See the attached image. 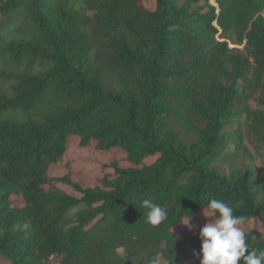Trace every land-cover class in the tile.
<instances>
[{
  "label": "trees",
  "instance_id": "1",
  "mask_svg": "<svg viewBox=\"0 0 264 264\" xmlns=\"http://www.w3.org/2000/svg\"><path fill=\"white\" fill-rule=\"evenodd\" d=\"M211 1L0 0V264H183L201 242L177 229L213 198L264 248L263 179L215 166L239 104L262 126L264 0ZM75 144L113 155L94 185L54 173Z\"/></svg>",
  "mask_w": 264,
  "mask_h": 264
},
{
  "label": "rangeland",
  "instance_id": "2",
  "mask_svg": "<svg viewBox=\"0 0 264 264\" xmlns=\"http://www.w3.org/2000/svg\"><path fill=\"white\" fill-rule=\"evenodd\" d=\"M78 1V4L81 0ZM211 4L217 7L215 0L211 1ZM264 16V13L262 14ZM217 38L222 41L218 35ZM234 40L229 41L230 49H238L243 51L245 45L238 46L234 44ZM0 80V91L7 87ZM264 86L255 90L252 97L247 100V105L252 111L261 112L263 116L262 126L258 128L251 118L244 112L245 105H240V110L242 111V117L239 124L232 125L227 128V132H233L237 129L240 130L243 136V146L242 149L230 153L229 155H224L223 158L218 161L215 166L216 168L225 175H229L233 170H240L243 173L258 176L264 181ZM190 138L186 136L185 140ZM94 153L93 149L82 150L77 144L69 150L65 156V163L60 165L61 167L55 168V174L63 177L69 174V169L66 163H70L72 169V176L79 182H88L89 184H96L99 179L103 177L106 173L103 165L106 162L112 160L113 155H98L92 156ZM116 156H121L122 153H115ZM207 215V211H205ZM211 218L204 215V211L201 212L197 219L190 220L188 225H184L177 229L179 233L183 231H194L199 235L200 229L209 222ZM187 224V221L185 222ZM247 228H251L250 225L243 228L245 231ZM259 232L264 237V222L260 223ZM200 247H195L193 245H187L185 252L180 254V260L183 264H199V258L196 257L195 253L200 251ZM199 249V250H198ZM123 251L121 250L120 253ZM63 256L56 255L52 257L49 264H63ZM157 264H168L164 258L161 256L158 258Z\"/></svg>",
  "mask_w": 264,
  "mask_h": 264
},
{
  "label": "clouds",
  "instance_id": "3",
  "mask_svg": "<svg viewBox=\"0 0 264 264\" xmlns=\"http://www.w3.org/2000/svg\"><path fill=\"white\" fill-rule=\"evenodd\" d=\"M141 207L147 209L145 222L159 226L167 219V210L143 199ZM209 222L199 231L200 251L195 253L199 264H264V248H253L246 243L248 236L242 228L248 218L235 215L234 210L221 199H210L207 204ZM192 218V217H191ZM191 218L187 221L188 225ZM150 264H157L153 259Z\"/></svg>",
  "mask_w": 264,
  "mask_h": 264
}]
</instances>
